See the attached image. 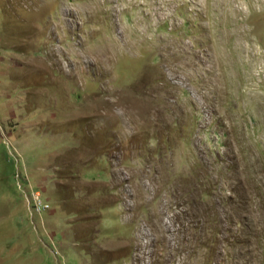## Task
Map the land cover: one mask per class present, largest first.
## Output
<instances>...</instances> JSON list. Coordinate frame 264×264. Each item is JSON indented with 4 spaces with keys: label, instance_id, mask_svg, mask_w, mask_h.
Segmentation results:
<instances>
[{
    "label": "rangeland",
    "instance_id": "obj_1",
    "mask_svg": "<svg viewBox=\"0 0 264 264\" xmlns=\"http://www.w3.org/2000/svg\"><path fill=\"white\" fill-rule=\"evenodd\" d=\"M0 264H264V0H0Z\"/></svg>",
    "mask_w": 264,
    "mask_h": 264
}]
</instances>
